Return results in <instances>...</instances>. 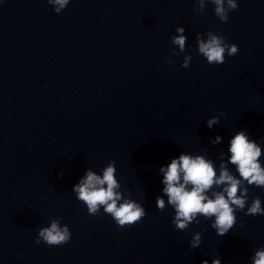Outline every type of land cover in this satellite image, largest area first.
<instances>
[{
  "label": "clouds",
  "instance_id": "9594fccd",
  "mask_svg": "<svg viewBox=\"0 0 264 264\" xmlns=\"http://www.w3.org/2000/svg\"><path fill=\"white\" fill-rule=\"evenodd\" d=\"M49 3H55L59 7L55 9L60 13L61 9L66 8L70 0H48ZM215 6V15L222 21L228 20V12L238 7L236 0H227V9L224 7V0H211ZM203 10V0L200 3ZM184 28H177V32L183 33ZM209 39L205 42L197 35L199 45L198 52L206 57L209 64H223L225 62V52L228 56H234L238 52L236 44H228L223 36L208 33ZM186 37L178 35L173 38V43L179 45L181 51L184 50ZM172 63V61H168ZM183 67H188V60L184 61ZM215 118L208 121L211 127L215 123ZM220 138L217 137V140ZM231 163L238 166V172L241 177L248 181L249 184L264 185V170L261 169L257 158L260 156V148L254 142L248 140L243 132H239L231 140ZM164 172L163 183L165 194L169 198V203L175 206L176 216L173 223L176 228L184 229L187 223L191 221L195 214L199 213L206 217L215 216L213 227L218 229L217 234L225 235L233 226L235 217L233 208L243 209L245 205L244 197H237L239 181L234 179L226 170H222L218 179H214L215 172L212 164L203 157L195 158L188 155H181L179 159H173L167 169L161 168ZM115 168L112 164L104 169L103 176L100 177L92 171H88L84 179L74 186L73 190L78 194V199L87 205L88 212L95 214L100 205H104V211L110 213L120 227L132 225L138 222L145 215V210L134 202L125 201L117 207V200L120 194L114 189L119 187L114 178ZM183 174V183L181 180ZM228 183L224 189L227 199L221 193L215 194V199H209L205 192L215 184ZM191 184V189L187 185ZM106 185V187H104ZM246 191V190H245ZM157 207L163 209L164 201L157 197ZM246 215H264V209L260 207V200L253 201L252 206L248 208ZM71 232L67 226L61 228L56 221L51 223L48 228L39 230L36 242L43 240L50 246L62 245L69 242ZM199 242V236L193 241V247ZM207 264V261H203ZM213 264H219V261H213ZM254 264H264V250L257 251Z\"/></svg>",
  "mask_w": 264,
  "mask_h": 264
}]
</instances>
